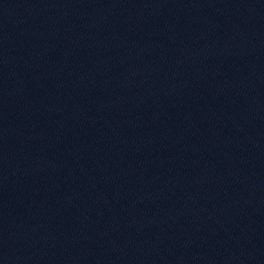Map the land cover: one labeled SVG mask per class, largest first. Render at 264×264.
Instances as JSON below:
<instances>
[{"label": "water", "instance_id": "1", "mask_svg": "<svg viewBox=\"0 0 264 264\" xmlns=\"http://www.w3.org/2000/svg\"><path fill=\"white\" fill-rule=\"evenodd\" d=\"M0 264H264V0H0Z\"/></svg>", "mask_w": 264, "mask_h": 264}]
</instances>
